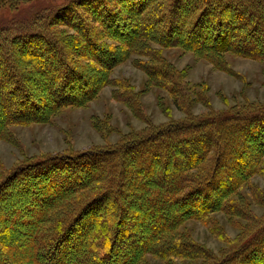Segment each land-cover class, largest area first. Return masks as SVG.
<instances>
[{"label":"trees","instance_id":"obj_1","mask_svg":"<svg viewBox=\"0 0 264 264\" xmlns=\"http://www.w3.org/2000/svg\"><path fill=\"white\" fill-rule=\"evenodd\" d=\"M109 1L68 0L49 8L53 19L36 13L1 25L0 139L17 142L12 125L92 99L122 52L150 57L152 84L189 102L184 75L152 54L153 42L213 62L225 51L264 59V0ZM62 16L74 32L56 25ZM113 83L135 110L122 95L128 85ZM187 114L147 120L114 144L0 164V264H147L148 254L166 264H264V221L219 255L181 229L217 210L253 220L236 201L253 175H264V106Z\"/></svg>","mask_w":264,"mask_h":264},{"label":"rangeland","instance_id":"obj_2","mask_svg":"<svg viewBox=\"0 0 264 264\" xmlns=\"http://www.w3.org/2000/svg\"><path fill=\"white\" fill-rule=\"evenodd\" d=\"M66 2L68 0H16L1 4L0 27L8 20L35 16L36 13H47L49 19H53L57 12L50 13L49 8L55 5L60 7ZM109 2L113 3L111 0ZM87 13L89 17L93 16L91 11ZM54 21L63 31L74 32L73 28L63 24L68 21L67 16L57 17ZM87 23L92 28H101L98 20L95 22L89 18ZM101 34L103 36L104 33ZM114 37L115 40L108 35L104 40L114 46L119 43L118 37ZM151 46L153 55L167 61L180 72L181 77L184 75L183 80L189 91V102H183L185 109L181 107L183 104L175 102V95L167 88L152 84L146 70L149 62H152L150 57L122 52L119 62L105 72L104 81L107 82L99 84L92 99L82 105H68L60 111L49 112L45 121L12 125L11 129L18 140L0 139V164L3 168L11 169L20 162L38 157L77 153L105 146L106 143L114 144L124 134L148 127V121L162 125L185 119L190 116L187 112L199 116L264 106V59L225 51L219 60L213 62L181 46H165L158 42H153ZM115 81H123L128 85L126 90L130 92L122 95L131 96L130 102L137 107L134 108L137 113L126 101L118 98L116 91L125 89L115 86ZM200 95L205 96L204 101L200 100ZM100 122L107 127L108 134L97 128ZM240 192L241 197L236 202L249 210L252 221L247 218L248 215L240 212L235 215L217 210L203 220H186L181 229L218 255L231 244L241 242L242 237L249 235L259 222L264 221V175H253ZM146 261L147 264H166L154 254H148ZM185 262L182 264H187Z\"/></svg>","mask_w":264,"mask_h":264}]
</instances>
